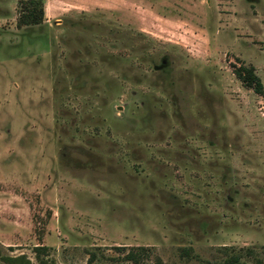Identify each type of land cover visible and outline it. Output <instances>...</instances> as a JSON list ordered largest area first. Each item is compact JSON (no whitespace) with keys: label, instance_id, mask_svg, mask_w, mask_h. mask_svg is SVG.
<instances>
[{"label":"rangeland","instance_id":"obj_1","mask_svg":"<svg viewBox=\"0 0 264 264\" xmlns=\"http://www.w3.org/2000/svg\"><path fill=\"white\" fill-rule=\"evenodd\" d=\"M20 1L0 0V264H264V0H36L18 26Z\"/></svg>","mask_w":264,"mask_h":264},{"label":"trees","instance_id":"obj_2","mask_svg":"<svg viewBox=\"0 0 264 264\" xmlns=\"http://www.w3.org/2000/svg\"><path fill=\"white\" fill-rule=\"evenodd\" d=\"M20 14L18 18V26H28V25H38L42 22L43 19V8L41 3L36 0H26L20 1ZM234 74L242 82L243 86L248 89L253 90L257 94L262 93V86L258 77L254 74L252 68H246L240 66L235 68ZM143 253L145 250L141 248ZM46 252L45 248H35L36 259L39 261V264H46L43 260L40 259V255ZM128 261H131L133 264H142L141 255L137 253L129 252L126 256ZM12 264H31L23 256L13 258L8 260ZM91 261V259H90Z\"/></svg>","mask_w":264,"mask_h":264}]
</instances>
